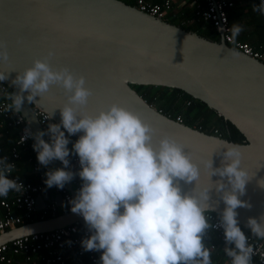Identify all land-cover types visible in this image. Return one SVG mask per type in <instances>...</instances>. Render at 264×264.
Masks as SVG:
<instances>
[{"label":"water","instance_id":"1","mask_svg":"<svg viewBox=\"0 0 264 264\" xmlns=\"http://www.w3.org/2000/svg\"><path fill=\"white\" fill-rule=\"evenodd\" d=\"M219 36V42H212L120 0H0V41L6 42L9 56L7 63H0V73L7 76L0 83L11 95L20 94L12 83L16 76L30 68L34 60L54 52L49 59L53 69L67 67L75 77L85 78V87L92 92L84 109L86 114L96 115L116 104L156 130L154 147L164 136L181 144L200 168L197 188L213 186L209 205L214 210L209 212L217 215L224 208L214 186L221 178L213 176L210 180L206 165L211 160L213 169L221 167L226 148L239 145L241 168L250 180L244 195H237L251 207L238 208L237 220L250 231L246 227L248 219L259 221L264 216V189L259 187V181L264 180V63L232 49ZM130 85L185 92L230 122L245 143L228 142L177 123L148 105ZM66 102L64 90L51 86L48 93L36 97L31 104L25 99L17 112L34 137L41 130L33 108L42 109L60 123L57 108ZM48 166L54 170L63 168L58 160ZM223 182L227 184V178ZM179 183L182 193H189L196 182ZM65 186L74 199L77 192L71 181ZM225 190L230 191V186ZM55 201L60 203L61 198L56 196ZM42 205L38 199L37 207ZM76 222L89 230L83 217L71 212L8 231L0 235V245Z\"/></svg>","mask_w":264,"mask_h":264},{"label":"clouds","instance_id":"2","mask_svg":"<svg viewBox=\"0 0 264 264\" xmlns=\"http://www.w3.org/2000/svg\"><path fill=\"white\" fill-rule=\"evenodd\" d=\"M253 11L264 15V0L253 5ZM231 31L234 39L242 28L233 25ZM53 55L49 51L47 57L34 60L30 68L16 76L12 83L20 94H9L8 108L19 111L25 99L31 104L51 86L64 90L67 102L57 108L60 123H50L47 131L36 133L33 150L40 165L47 166L53 160L63 165L45 173L47 187L63 189L74 175L82 181L70 201L71 212L82 216L92 233L81 241V247L100 251V264H212V250L205 245V237L210 228L219 227L226 242L223 252L230 264H251L254 249L239 226L236 211L251 207L237 195H244L250 180L241 168L240 146L226 148L221 167L213 169L211 160L206 165L210 180L213 176L221 178L214 186L224 204L219 224L211 225L206 213L214 210L209 205L213 186L197 188L200 168L184 147L168 136L154 147L156 130L116 104L96 115L86 114L92 92L85 87V78L75 77L67 67L53 69L49 64ZM8 60L7 44L0 41V63ZM6 79L0 73V81ZM65 133L83 134L69 150ZM70 155L78 157V173L65 170ZM13 169L6 157L0 159V197L23 188L9 179ZM181 181L187 185L196 182L195 188L182 193ZM228 186L230 191L225 190ZM259 187L264 189V180L259 181ZM246 227L253 237L264 240V216L259 221L249 218Z\"/></svg>","mask_w":264,"mask_h":264},{"label":"built area","instance_id":"3","mask_svg":"<svg viewBox=\"0 0 264 264\" xmlns=\"http://www.w3.org/2000/svg\"><path fill=\"white\" fill-rule=\"evenodd\" d=\"M127 1L132 2L133 6L139 11L157 19L170 22L171 19L175 18V15L171 13V0H161L160 2L155 0ZM253 1L261 3V0ZM234 7L235 3L233 0H195L194 14L197 20L210 24L219 35L221 34L226 45L247 57L264 63L262 45L253 46L238 39L237 36L233 39L228 12ZM183 25V22L180 23V27ZM8 94L9 89L7 86L0 83V139L4 136H13V141L9 148L0 151V159L6 157L7 162L14 165L9 179L16 180L17 183L22 184L23 188L20 192L10 191L6 198L0 197V235L32 223V219L36 216L41 218V220H46L44 219L46 217H49V219L57 217L56 214L59 212H63V214L71 213L72 205L70 201L73 199L66 186L63 189H59L56 186L49 188L44 183L47 179L45 173L54 169L48 165L39 164L37 153L33 150L35 142L31 129L20 113L9 110L8 105L11 102L4 98ZM33 112L41 131H47L50 123L59 124L52 117L47 119L50 115L38 107H34ZM175 121L182 123L181 117H177ZM65 135L68 139L79 138L76 134L68 136L65 133ZM44 139L49 142L48 136H44ZM24 152L28 153L27 162L30 166V172L36 180L35 183L21 180L16 175L18 163ZM68 159L70 161L69 168L65 170L74 174L78 173L80 170L78 157L74 155L68 157ZM81 184L82 181L78 175H74L71 180L73 190L78 192ZM48 190L55 192L54 198L43 203L42 207L38 208L39 195ZM56 196L61 198L60 203L55 201ZM206 215H208L211 225L219 224L220 215L213 212H208ZM239 226L246 237L249 238V244L253 246L254 251L251 260L256 264H264V240L256 239L247 233L240 224ZM211 230L216 234L219 242L226 246L223 230L219 227H212ZM91 234L90 230L76 222L53 231L20 236L0 245V263L12 264L15 261L22 260L26 264H67V261L73 257H86L90 264H100V254H102L100 251H85L81 247V241L90 237Z\"/></svg>","mask_w":264,"mask_h":264},{"label":"trees","instance_id":"4","mask_svg":"<svg viewBox=\"0 0 264 264\" xmlns=\"http://www.w3.org/2000/svg\"><path fill=\"white\" fill-rule=\"evenodd\" d=\"M128 5L133 6L132 2L127 0H120ZM159 1V0H158ZM235 7L229 10V23L233 25H239L242 30H248L249 36H243L241 33L237 36L238 39L248 42L253 46L262 45L264 50V15L259 12L253 11V5H259L260 2L253 0H244L245 6H239L238 1H234ZM171 23L180 26V23H184L182 28L195 32L199 36H202L212 42H219L220 37L218 33L212 28L210 24L204 23L202 20H197L194 14V8L186 11L183 15H175V18L171 19ZM242 32V31H241ZM130 87L150 106L155 108L161 114L176 120L177 117H181L182 124L194 128L204 134L210 136H216L228 142L235 144H244L245 138L243 135L222 116H219L214 110L210 109L203 102L192 98L185 92L179 89H172L166 87L156 86H138L130 85ZM10 94V92H9ZM4 98L8 99V96ZM12 142L13 136L5 138ZM77 140V137L69 139L68 145L69 150L72 148V144ZM7 141V142H8ZM70 155L69 157H71ZM18 178L24 181H31L33 183L36 180H31L28 177L16 174ZM63 212H59L56 215L60 216ZM44 219H49L46 217ZM41 218L36 216L32 219L33 222L39 221ZM247 233L251 234V231L244 229ZM215 233L208 230L207 234L218 241ZM5 264V263H0ZM12 264H26L24 261H15ZM67 264H90L86 257H73Z\"/></svg>","mask_w":264,"mask_h":264},{"label":"crops","instance_id":"5","mask_svg":"<svg viewBox=\"0 0 264 264\" xmlns=\"http://www.w3.org/2000/svg\"><path fill=\"white\" fill-rule=\"evenodd\" d=\"M157 2H160L161 0H155ZM172 5H171V13L174 15H183L186 11L192 10L195 5V0H171ZM233 1H238L239 6H245L244 0H233ZM171 23V22H170ZM243 36H249V31L248 30H242L240 32ZM11 136L8 137H2L0 139V151H4L9 148L10 144L12 142L8 141L5 138H10ZM8 141V142H7ZM13 141V139H12ZM28 153L24 152L21 155V159L18 163V171L17 173H20L21 175L30 178L31 180H34L35 178L30 172V166L27 162V157ZM74 156V155H72ZM31 182V181H28ZM33 183V182H31ZM55 192L53 190H48L41 195H39L38 199H41L43 203L47 202L48 200H51L54 198ZM216 236V234H214ZM217 238V237H216ZM218 239V238H217ZM205 245L212 250V264H230L229 258L226 257V255L223 252V249L225 248V245H222L219 240L217 241L216 239L209 237L206 235L205 237ZM251 264H256L254 261L251 260Z\"/></svg>","mask_w":264,"mask_h":264},{"label":"rangeland","instance_id":"6","mask_svg":"<svg viewBox=\"0 0 264 264\" xmlns=\"http://www.w3.org/2000/svg\"><path fill=\"white\" fill-rule=\"evenodd\" d=\"M219 35V34H218ZM220 37V36H219ZM75 188V187H74Z\"/></svg>","mask_w":264,"mask_h":264}]
</instances>
